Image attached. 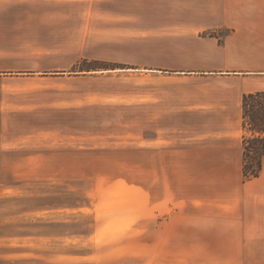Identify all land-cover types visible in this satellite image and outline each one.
Wrapping results in <instances>:
<instances>
[{"label":"rangeland","instance_id":"obj_1","mask_svg":"<svg viewBox=\"0 0 264 264\" xmlns=\"http://www.w3.org/2000/svg\"><path fill=\"white\" fill-rule=\"evenodd\" d=\"M84 3L1 20L24 26L0 25V264H172L185 45ZM261 114L264 98L245 105L250 141Z\"/></svg>","mask_w":264,"mask_h":264},{"label":"crops","instance_id":"obj_2","mask_svg":"<svg viewBox=\"0 0 264 264\" xmlns=\"http://www.w3.org/2000/svg\"><path fill=\"white\" fill-rule=\"evenodd\" d=\"M84 1L89 13L107 5L125 18L143 13L146 26L155 20V27L175 28L185 45L180 259L176 254L172 264H264V155L257 176L246 179L242 170V95L264 91V0H0V25L4 17L25 20L14 13L40 20L60 4L74 8ZM214 28L229 29L221 43L199 36Z\"/></svg>","mask_w":264,"mask_h":264},{"label":"trees","instance_id":"obj_3","mask_svg":"<svg viewBox=\"0 0 264 264\" xmlns=\"http://www.w3.org/2000/svg\"><path fill=\"white\" fill-rule=\"evenodd\" d=\"M254 98H264V91H256V92H251V93H244L242 95V109H243V114H242V125L245 126V116H244V108L245 105L252 99ZM263 109H261L262 111ZM259 124L256 128V130L253 133L252 139H248L245 135L243 136L242 142H243V176L244 178H252L254 176H257L259 173V170L261 168V157L264 155V114H261L259 117ZM252 144H258L256 148L255 146H250V143ZM254 149V150H253ZM248 153H253L254 156H256L253 161H255L254 165H250V163L246 160V156Z\"/></svg>","mask_w":264,"mask_h":264}]
</instances>
